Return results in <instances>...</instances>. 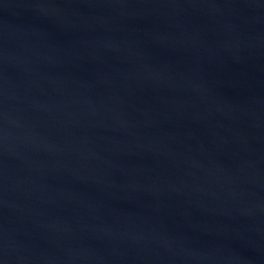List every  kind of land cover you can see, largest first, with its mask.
I'll return each instance as SVG.
<instances>
[{
    "label": "water",
    "instance_id": "obj_1",
    "mask_svg": "<svg viewBox=\"0 0 264 264\" xmlns=\"http://www.w3.org/2000/svg\"><path fill=\"white\" fill-rule=\"evenodd\" d=\"M0 264H264V0H0Z\"/></svg>",
    "mask_w": 264,
    "mask_h": 264
}]
</instances>
